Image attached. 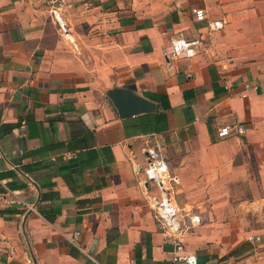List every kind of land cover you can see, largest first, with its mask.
Here are the masks:
<instances>
[{"label":"crops","instance_id":"1","mask_svg":"<svg viewBox=\"0 0 264 264\" xmlns=\"http://www.w3.org/2000/svg\"><path fill=\"white\" fill-rule=\"evenodd\" d=\"M61 13L66 30L48 0H0V191L37 207L0 210V264H186L179 250L264 264V0H64ZM177 33L202 40L197 56L167 59ZM113 87L159 108L122 118ZM234 123L246 133L220 138ZM150 148L178 178L181 249L148 200ZM198 179L211 195L191 226L180 190Z\"/></svg>","mask_w":264,"mask_h":264},{"label":"built area","instance_id":"2","mask_svg":"<svg viewBox=\"0 0 264 264\" xmlns=\"http://www.w3.org/2000/svg\"><path fill=\"white\" fill-rule=\"evenodd\" d=\"M48 3L50 12L57 20L60 28L66 30V23L61 13L64 0H48ZM193 11L198 21L207 20L208 14L204 8H194ZM224 26L223 20L209 22L211 30H221ZM201 46L202 40L200 38H188L183 33H177L171 38L170 50L166 53V57L169 61L191 59L198 55ZM247 86L250 85L247 84ZM246 131L245 125L234 123L222 126L218 130V135L220 138H225L233 134L243 135ZM147 153L148 164L144 169L145 178L143 182L154 184L156 187V192L151 193L148 197L149 203L166 238L178 246V249H181L179 244L181 245V237L188 228V224L171 195L173 184L178 181V178L171 175L168 162L161 156L157 148H150ZM5 208H20L29 212H37L34 203L27 201L17 190L11 188L0 191V210ZM189 217L191 226H196L204 220L202 215L196 213L190 214ZM176 259L186 264L198 263L195 254H182L181 250L176 254Z\"/></svg>","mask_w":264,"mask_h":264},{"label":"water","instance_id":"3","mask_svg":"<svg viewBox=\"0 0 264 264\" xmlns=\"http://www.w3.org/2000/svg\"><path fill=\"white\" fill-rule=\"evenodd\" d=\"M122 118L142 113H151L159 108V104L144 97L130 88L113 87L107 92Z\"/></svg>","mask_w":264,"mask_h":264},{"label":"rangeland","instance_id":"4","mask_svg":"<svg viewBox=\"0 0 264 264\" xmlns=\"http://www.w3.org/2000/svg\"><path fill=\"white\" fill-rule=\"evenodd\" d=\"M197 181L201 185H197L195 182L188 189L180 190V208H184H181L184 211L202 215L203 213L201 212L208 207L211 194L207 189L202 187L201 180L198 179ZM202 218L204 217L202 216Z\"/></svg>","mask_w":264,"mask_h":264},{"label":"trees","instance_id":"5","mask_svg":"<svg viewBox=\"0 0 264 264\" xmlns=\"http://www.w3.org/2000/svg\"><path fill=\"white\" fill-rule=\"evenodd\" d=\"M156 100L160 103L161 111L159 112V123L162 125L167 123L166 111L171 108V103L166 94H156ZM10 128H13L14 125H9ZM156 130H159L158 123H155Z\"/></svg>","mask_w":264,"mask_h":264}]
</instances>
